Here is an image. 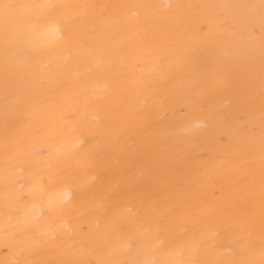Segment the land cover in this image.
Listing matches in <instances>:
<instances>
[{"label":"bare ground","instance_id":"6f19581e","mask_svg":"<svg viewBox=\"0 0 264 264\" xmlns=\"http://www.w3.org/2000/svg\"><path fill=\"white\" fill-rule=\"evenodd\" d=\"M0 264H264V0H0Z\"/></svg>","mask_w":264,"mask_h":264},{"label":"clouds","instance_id":"9594fccd","mask_svg":"<svg viewBox=\"0 0 264 264\" xmlns=\"http://www.w3.org/2000/svg\"><path fill=\"white\" fill-rule=\"evenodd\" d=\"M35 37L36 39L38 40H44V41H48V42H51V41H54V40H59L60 39V32H59V28L58 26H51L50 28H47V29H44V30H41V31H38L36 34H35ZM204 124L202 121H195L191 124H189L188 126H186V128L184 129V131L186 132H191V131H194V130H197L201 127H203ZM83 143L82 140H77L73 147H80V145ZM68 197H66L67 199Z\"/></svg>","mask_w":264,"mask_h":264}]
</instances>
